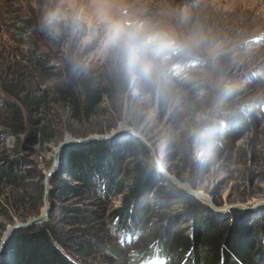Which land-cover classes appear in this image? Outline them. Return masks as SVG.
I'll list each match as a JSON object with an SVG mask.
<instances>
[{
  "label": "rangeland",
  "instance_id": "1",
  "mask_svg": "<svg viewBox=\"0 0 264 264\" xmlns=\"http://www.w3.org/2000/svg\"><path fill=\"white\" fill-rule=\"evenodd\" d=\"M105 16L142 21L175 41L158 89L125 72L105 47L99 24ZM188 38H205L208 43L188 51L183 47ZM34 57L42 58L47 68L36 67ZM85 80H95V89L106 88L108 93L92 116L78 122L58 89L77 88ZM0 101L21 108L26 128L22 133L14 129L0 108V161H26L24 168L41 172L46 182L65 140L119 132L95 142L114 148L121 168L126 164L133 169L142 162L159 173L149 190L147 217L169 216L180 229L195 230L183 203L156 205V189L168 193L178 188L213 217L224 216L232 224L239 217L262 232L264 0H0ZM237 106L246 114L243 123L230 117ZM220 133L227 135L223 147ZM126 138L147 142L156 162L150 152L147 159L118 154L115 149ZM210 138L218 145L209 146ZM67 148L59 156L55 175L63 172ZM128 176L122 178V190L103 194L85 191L68 177L64 180L70 188L64 190L62 183L50 182L45 206L47 201L51 204L52 194L60 198L44 224L67 233L73 263L171 264L169 259L135 260L144 236L138 230L141 220L126 229L116 219L130 194L133 175ZM9 190L0 185V224L5 231L26 223L19 218L7 221L1 204ZM66 207H79L86 215L97 213L94 229L72 222L76 215ZM84 241L95 247L78 251ZM258 264H264V258Z\"/></svg>",
  "mask_w": 264,
  "mask_h": 264
},
{
  "label": "trees",
  "instance_id": "2",
  "mask_svg": "<svg viewBox=\"0 0 264 264\" xmlns=\"http://www.w3.org/2000/svg\"><path fill=\"white\" fill-rule=\"evenodd\" d=\"M32 63L36 67L47 68L40 57H34ZM95 85H98L95 80H85L76 84L77 88L63 86L58 89L61 101L70 108L73 120L80 122L92 116L101 104L102 97L108 93L106 88L95 89ZM0 108L8 115L7 123H14L13 128L21 133L26 131L23 125L24 114L18 105L0 101ZM231 112L230 117L236 124L244 122L246 114L242 112L241 106L233 107ZM220 135L223 147L226 145L227 135ZM210 141L209 146L218 145L212 138ZM111 149L114 148L103 142L68 147L62 160L63 172L54 175L51 181L55 184L62 183L61 188L64 190L65 187L70 188L64 180V177H68L80 182L85 191L103 194L111 189L122 190V181L130 179L128 175H133L126 207L117 212L116 219H120L119 223L126 229L141 220L138 230L144 236L134 254L137 263L169 259L171 264H258L264 258V227L262 232H258L253 226L242 222L239 217L234 224L224 216L213 217L202 211L200 204L193 197L178 188L168 193L156 189V205L169 204V208L175 205L176 200L183 203L184 210L196 223L195 230L180 229L177 222L169 216L158 219L147 217L146 213L149 212L152 201L149 198V190L153 189L159 173L142 162L137 163L133 169L127 168L126 164L121 168V157ZM116 150L118 154L135 156L137 159L149 157L145 144L135 142L131 138L121 141ZM24 164L28 167V163L23 160L0 161V185L10 189V194L1 206L7 221L10 222L15 218L27 222L37 217L45 207V176L41 172L36 174L32 169H25ZM33 180L35 182H32ZM72 190L79 193L77 189ZM58 198L60 196L51 195V213L59 203ZM64 210L76 215L72 222L92 229L99 219L97 213L90 211L91 215H86L79 207H66ZM259 220L264 221V215ZM170 223L172 226L169 227ZM4 231L5 226L0 224V240ZM84 235L87 237V234ZM67 238V233L54 224L17 231L4 249L0 264H75L70 259L73 253L72 248H68ZM78 245L80 252L90 251L95 247L88 241Z\"/></svg>",
  "mask_w": 264,
  "mask_h": 264
},
{
  "label": "clouds",
  "instance_id": "3",
  "mask_svg": "<svg viewBox=\"0 0 264 264\" xmlns=\"http://www.w3.org/2000/svg\"><path fill=\"white\" fill-rule=\"evenodd\" d=\"M99 24L103 44L122 69L142 79L149 87L158 89L165 79L166 58L175 41L152 31L139 20L105 16ZM207 43L205 38H188L183 47L192 51Z\"/></svg>",
  "mask_w": 264,
  "mask_h": 264
},
{
  "label": "water",
  "instance_id": "4",
  "mask_svg": "<svg viewBox=\"0 0 264 264\" xmlns=\"http://www.w3.org/2000/svg\"><path fill=\"white\" fill-rule=\"evenodd\" d=\"M118 133L119 132H117V133L113 132L112 134L105 135V136H91V137H87V138L65 140L58 148V157H57L58 161L55 164L54 169L51 170L46 176V182H45V184L47 185L46 189H48V186L51 182L52 177L55 175L56 171L58 170L59 156L65 148L70 147L72 145L89 144V143H92L95 141H103V140H106L110 137L115 136ZM144 144L152 156L153 163H155L156 162L154 159L155 152H154L153 148L147 142H144ZM46 192H47V190H46ZM189 192L192 193V191H189ZM50 208H51L50 201H47L45 209H44V211L40 217L32 219L26 223H19V224H15L14 226L9 227L5 231V233L3 234V236L0 240V256L2 255L4 249L6 248L9 240L11 239V237L13 236L14 233H16L17 231H20V230H24V229L34 227V226H40V225L48 222L49 217H50V211H51Z\"/></svg>",
  "mask_w": 264,
  "mask_h": 264
}]
</instances>
